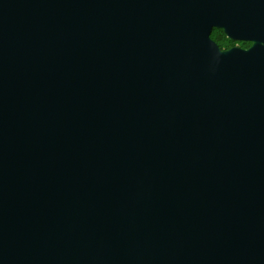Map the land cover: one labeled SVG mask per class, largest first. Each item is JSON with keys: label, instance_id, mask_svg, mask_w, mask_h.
Returning a JSON list of instances; mask_svg holds the SVG:
<instances>
[{"label": "water", "instance_id": "water-1", "mask_svg": "<svg viewBox=\"0 0 264 264\" xmlns=\"http://www.w3.org/2000/svg\"><path fill=\"white\" fill-rule=\"evenodd\" d=\"M0 264H264V0H0Z\"/></svg>", "mask_w": 264, "mask_h": 264}, {"label": "flooded vegetation", "instance_id": "flooded-vegetation-1", "mask_svg": "<svg viewBox=\"0 0 264 264\" xmlns=\"http://www.w3.org/2000/svg\"><path fill=\"white\" fill-rule=\"evenodd\" d=\"M212 37L222 49H230L232 47L238 46L244 50H247L251 47V42L234 40L228 37L227 34L220 28L213 29Z\"/></svg>", "mask_w": 264, "mask_h": 264}]
</instances>
